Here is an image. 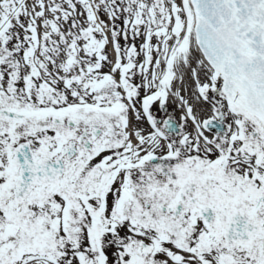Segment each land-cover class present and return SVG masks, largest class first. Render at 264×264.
Instances as JSON below:
<instances>
[{
	"label": "snow or ice",
	"instance_id": "obj_1",
	"mask_svg": "<svg viewBox=\"0 0 264 264\" xmlns=\"http://www.w3.org/2000/svg\"><path fill=\"white\" fill-rule=\"evenodd\" d=\"M0 264H264V0H0Z\"/></svg>",
	"mask_w": 264,
	"mask_h": 264
}]
</instances>
